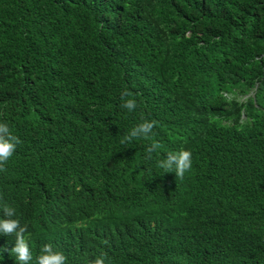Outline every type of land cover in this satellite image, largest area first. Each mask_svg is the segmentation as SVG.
Here are the masks:
<instances>
[{
	"label": "trees",
	"instance_id": "trees-1",
	"mask_svg": "<svg viewBox=\"0 0 264 264\" xmlns=\"http://www.w3.org/2000/svg\"><path fill=\"white\" fill-rule=\"evenodd\" d=\"M0 122L30 264H264V0H0ZM181 149L183 179L156 166Z\"/></svg>",
	"mask_w": 264,
	"mask_h": 264
},
{
	"label": "clouds",
	"instance_id": "clouds-1",
	"mask_svg": "<svg viewBox=\"0 0 264 264\" xmlns=\"http://www.w3.org/2000/svg\"><path fill=\"white\" fill-rule=\"evenodd\" d=\"M120 99L123 102L121 104L122 108L127 109L129 112H134L137 109V101L132 98V94L127 89L120 93ZM156 124L157 122L155 120L142 119L140 123L134 125L129 130L121 139L120 143L130 144L134 139L151 140ZM20 142L8 124L0 122V171L6 170V163ZM160 148L161 144L158 141H152L145 147V158L151 160L153 153H157ZM156 166L163 169V173L174 172L176 178L183 179L185 173L192 167V152L186 149L168 152L166 158L157 160ZM14 217L15 209L6 203L0 202V234L15 236V244L8 251L15 257L18 264H30L33 260V254L25 237L27 225L22 226L20 221ZM106 258L107 254L101 252L95 258L87 260L85 264H106ZM36 264H67V257L62 251L46 243L42 245L36 257Z\"/></svg>",
	"mask_w": 264,
	"mask_h": 264
}]
</instances>
